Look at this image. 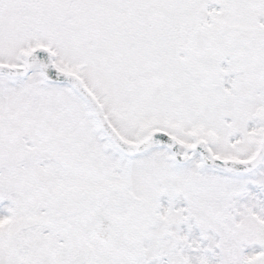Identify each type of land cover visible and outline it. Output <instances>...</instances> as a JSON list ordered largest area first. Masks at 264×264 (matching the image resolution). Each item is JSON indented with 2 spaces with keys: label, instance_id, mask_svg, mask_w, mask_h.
<instances>
[{
  "label": "snow or ice",
  "instance_id": "snow-or-ice-1",
  "mask_svg": "<svg viewBox=\"0 0 264 264\" xmlns=\"http://www.w3.org/2000/svg\"><path fill=\"white\" fill-rule=\"evenodd\" d=\"M0 264H264V0H0Z\"/></svg>",
  "mask_w": 264,
  "mask_h": 264
}]
</instances>
